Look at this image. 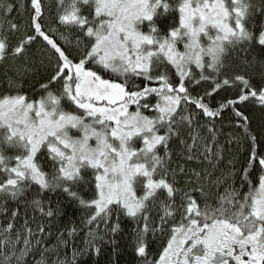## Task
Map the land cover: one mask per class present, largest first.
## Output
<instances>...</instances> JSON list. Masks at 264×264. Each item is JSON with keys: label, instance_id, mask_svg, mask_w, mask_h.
<instances>
[{"label": "snow or ice", "instance_id": "1", "mask_svg": "<svg viewBox=\"0 0 264 264\" xmlns=\"http://www.w3.org/2000/svg\"><path fill=\"white\" fill-rule=\"evenodd\" d=\"M21 7L0 0V264H90L127 221L138 264H264V0Z\"/></svg>", "mask_w": 264, "mask_h": 264}, {"label": "trees", "instance_id": "2", "mask_svg": "<svg viewBox=\"0 0 264 264\" xmlns=\"http://www.w3.org/2000/svg\"><path fill=\"white\" fill-rule=\"evenodd\" d=\"M14 3H16V7L20 9L19 12H13V16L19 19H27V12L24 8L21 7V4L28 6L29 0H13ZM50 2H53V0H50ZM7 25H5L6 27ZM240 57L244 55L243 51L239 52L238 54ZM3 72L4 68L0 66V81L3 80ZM31 81L27 78L25 79V83L28 84ZM256 83V81H254ZM33 87L35 85L33 84ZM27 90V89H26ZM248 109V114L251 116V124L254 131H259L261 127H264V123H262V116H261V109L256 105V103L253 101L249 104H246L244 106ZM225 132H227V129H224ZM223 141V137H221V142ZM232 151L234 153V159L237 161L236 167L240 168L246 157H247V144L245 142H241L239 145V148L237 149L236 146L233 144ZM237 183H239V180H237ZM222 190V189H221ZM46 199H51L53 204L56 205L58 203L57 198L55 196H52L49 194ZM65 202H67V198H63ZM73 206L75 207V203L73 202ZM62 211V206H61ZM76 220V223L79 224V215L77 214L75 217L68 216L64 217L62 215H58L50 221L52 224V231L53 233H56L58 228H65L70 226L72 219ZM36 219H40L39 216L36 217ZM33 227H35V224H33ZM133 227V224L130 221L125 222L123 225V231L121 233L116 234L113 237L114 243H108L105 242L101 254L99 256L92 255L89 258L90 264H138V257L134 253L132 246H131V229ZM83 233H77L72 239L75 240V245L69 243V247L65 250L66 254L71 255V249L73 246H83L82 241ZM55 239V236L52 237V240ZM51 240L49 241V243ZM160 244V238H155L153 243L150 245V250L155 252ZM113 249L116 250V254L113 255ZM65 251H62V254H65ZM83 264V261L81 262Z\"/></svg>", "mask_w": 264, "mask_h": 264}, {"label": "flooded vegetation", "instance_id": "3", "mask_svg": "<svg viewBox=\"0 0 264 264\" xmlns=\"http://www.w3.org/2000/svg\"><path fill=\"white\" fill-rule=\"evenodd\" d=\"M197 247H198V249H200L201 251H203V247L202 246H197ZM218 255H224V254L223 253H220ZM226 259H228L229 264H236L235 257H226Z\"/></svg>", "mask_w": 264, "mask_h": 264}]
</instances>
